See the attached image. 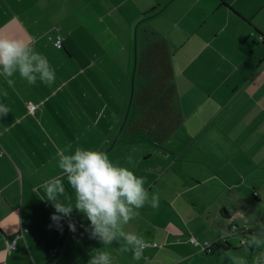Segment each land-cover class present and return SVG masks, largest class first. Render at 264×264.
Returning <instances> with one entry per match:
<instances>
[{
  "label": "crops",
  "instance_id": "obj_1",
  "mask_svg": "<svg viewBox=\"0 0 264 264\" xmlns=\"http://www.w3.org/2000/svg\"><path fill=\"white\" fill-rule=\"evenodd\" d=\"M0 36L29 40L55 72L51 85H29L18 71L0 77V105L9 109L0 114L4 264H88L94 250L123 264L120 257L133 253L126 234L144 239L145 263L178 264L174 255L199 264L246 258L248 249L234 248L229 236L237 233L228 225L227 234L220 219L242 222L248 240L264 235V0H0ZM152 39L166 44L158 55L165 66L157 54L152 60L159 70L144 63ZM169 72L172 95L162 89L141 99L144 75ZM132 96L140 104L129 110ZM77 148L103 151L145 179L144 206L111 244L90 238V221L76 209L58 230L54 207L41 200L40 184L55 177L65 186L60 200L74 204L58 161ZM195 233L208 234L213 255L191 250Z\"/></svg>",
  "mask_w": 264,
  "mask_h": 264
},
{
  "label": "clouds",
  "instance_id": "obj_2",
  "mask_svg": "<svg viewBox=\"0 0 264 264\" xmlns=\"http://www.w3.org/2000/svg\"><path fill=\"white\" fill-rule=\"evenodd\" d=\"M16 71L29 85H35L38 79L46 85L55 81V72L50 68L47 58L35 52L29 40L0 36V77H12ZM8 83L11 86L14 81L9 80ZM8 113L9 109L0 105V114ZM58 167L66 174L67 182L75 194V202L72 204L60 200L61 194L65 193L61 179L52 177L40 184L43 192L41 200L55 209L50 217L53 225L63 230L61 221L71 217L76 209L90 221V238L111 244L113 239L118 238V233L125 235L120 233V224L132 219L134 211L142 208L148 198L144 177L137 176L128 167L113 163L103 151L85 148H77L70 154L62 155ZM158 205L159 198L153 195L151 206L156 208ZM67 224L68 229L75 233L76 225L71 220ZM125 239L133 247V258L141 260L144 239L134 234H126ZM251 247L255 251L251 264H264V235L254 234ZM229 258L235 264H249L245 257ZM110 260L108 252L94 250L88 264H110ZM0 264H4V261L0 260Z\"/></svg>",
  "mask_w": 264,
  "mask_h": 264
},
{
  "label": "rangeland",
  "instance_id": "obj_3",
  "mask_svg": "<svg viewBox=\"0 0 264 264\" xmlns=\"http://www.w3.org/2000/svg\"><path fill=\"white\" fill-rule=\"evenodd\" d=\"M160 40H163V39H160ZM134 97H135V95H134ZM133 96L131 97V99H130V102H129V110H132L133 108H134V106H135V104H136V106L137 105H139L140 104V100L139 101H137V102H135L136 101V99L134 98ZM131 112V111H130ZM128 115H129V112H128ZM130 116H129V120L128 121H130ZM253 200H254V197L252 196H250V198H249V201H250V203H253ZM255 203V205L253 206V208L255 207L256 209L258 208V203H256V202H254ZM253 203V204H254ZM190 207H192V208H194V210H196V211H200V210H198V209H196V207H194V206H190ZM244 208V207H243ZM250 208V207H249ZM203 210V208H201V211ZM243 211V210H242ZM247 212H248V214L250 215V213H251V211H253V209L252 210H250V209H247L246 210ZM159 212L161 213V210L159 209ZM159 213V215H160V217H162V214H160ZM184 218L186 217L187 219H189L190 217H191V213H190V210L189 209H186V211H185V213H184ZM238 217L239 216H237V217H234L236 220H238ZM251 216H249V218H250ZM180 219H182V224L184 225V226H186L187 227V225L185 224V222L183 221L184 219L183 218H180ZM178 221H180V220H178ZM220 221L221 222H223L224 223V226H223V230L224 231H226V228H227V226L229 225L231 228H234L235 227V225H234V222H232V221H230V220H228L227 218H225V219H220ZM187 222H189V221H187ZM189 226H190V228L192 229V230H194L196 227L194 226V225H192V224H188ZM239 228L242 226V222H239ZM240 230V229H239ZM227 232V231H226ZM232 232H235L234 230L232 231ZM237 234H231L230 236H229V240L234 244V248H244V249H248V251H249V253H246V251L244 252V255L246 254V258L249 260V264H251V258H252V256L255 254V252L253 253V255H252V253H250V247L248 246V248H247V245H251V240H248L247 239V243H243L242 242V238H243V235L240 233V231L239 232H236ZM227 234H228V232H227ZM208 236V234H205V233H203L201 236H199V235H197L196 233L195 234H193V236H191V237H189L188 238V241H189V245H190V247H191V250L193 251V250H199V252H200V255L202 256V257H205V255H209V256H211V255H213L211 252L212 251H206V252H208V253H205L204 252V244L206 243V244H210V241L212 240L211 238H208L209 239V241H208V239H206V238H204V236ZM245 237H250L251 238V236L250 235H248V234H245ZM192 240H194L195 242H193ZM159 241V240H158ZM213 242V241H212ZM147 245V244H146ZM159 245H160V241H159ZM145 247V246H144ZM161 247V245L158 247V248H153V252L155 253V250H157V249H159ZM160 250V249H159ZM159 250H157V251H159ZM149 247H146L145 248V250L143 251V253H145V255L143 254V256H142V258H141V261H138V263L137 264H140L142 261H143V263H141V264H157V263H155V262H148V263H145V260H146V258H148V255H149ZM161 253H165L163 250H161L160 251ZM167 253V252H166ZM167 254H169V255H171V253H167ZM133 253H132V251L129 253V255H128V257H126V256H122V257H120L121 259V261H122V263L123 264H134V261L132 260V259H134L133 258ZM177 255H174V257L173 258H175V261L178 263V264H199V263H197L194 259H192V258H188V261L187 262H185V261H183V259L184 258H182V259H179L178 257H176ZM146 257V258H145ZM172 258V259H173ZM172 259H170L169 261H171ZM158 264H169L168 262H166V263H162V260H160L159 261V263ZM206 264H211L210 262H208V263H206ZM234 264H235V262H234Z\"/></svg>",
  "mask_w": 264,
  "mask_h": 264
},
{
  "label": "trees",
  "instance_id": "obj_4",
  "mask_svg": "<svg viewBox=\"0 0 264 264\" xmlns=\"http://www.w3.org/2000/svg\"><path fill=\"white\" fill-rule=\"evenodd\" d=\"M225 5H227L225 2H223ZM166 51V44L163 40H158V39H152L149 46L145 49V59H144V63L147 64V65H152L153 66V70L157 69L159 70V65L157 63H152V60L154 58V55L157 54V58L160 59V61H158V63H160V66H165L163 65L164 62H166V58H163V57H160L158 55H166L165 52ZM149 57V58H148ZM156 61V60H155ZM163 62V63H162ZM155 66V67H154ZM144 84L146 85L147 84V87L145 88V94L143 96H140L141 99L145 97V101H148L149 98H152L153 95L155 94L156 90H162V89H165V92L169 91L170 94L171 92L174 90L173 87H172V75L171 73L169 72L168 75H162L160 77H156V75L151 78V77H147V75H144ZM171 84V86H168V84ZM173 94V92H172ZM171 94V95H172ZM139 101V100H137ZM135 101V102H137ZM136 106V104H135ZM138 106V105H137ZM142 135H144L143 133H141ZM121 140H128V141H133L134 138L132 137H126V138H123ZM237 228V232L240 231V233L243 235V237L245 238V234L246 232H244V230L246 229L245 227L244 228H239L238 226H235ZM240 229V230H239ZM247 238V237H246ZM247 243V242H246ZM213 246H215V244H211L204 249L205 251H212L213 250ZM220 247H223L222 244L219 245Z\"/></svg>",
  "mask_w": 264,
  "mask_h": 264
},
{
  "label": "built area",
  "instance_id": "obj_5",
  "mask_svg": "<svg viewBox=\"0 0 264 264\" xmlns=\"http://www.w3.org/2000/svg\"><path fill=\"white\" fill-rule=\"evenodd\" d=\"M54 45H55V47H57V48H61L62 47V45H63V38L61 37V35H59V34H56L55 35V38H54ZM27 106H28V108H29V110H30V112H32V113H34L35 111H36V109L38 108L35 104H33V103H28L27 104ZM234 231L235 232H237V228L236 227H234ZM193 242H195L194 240H192ZM242 242L243 243H246L247 242V238L245 237H243L242 238ZM146 245V244H145ZM154 246H157V244L155 243L154 244ZM208 246V244H204V249L206 248Z\"/></svg>",
  "mask_w": 264,
  "mask_h": 264
}]
</instances>
